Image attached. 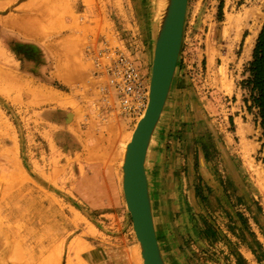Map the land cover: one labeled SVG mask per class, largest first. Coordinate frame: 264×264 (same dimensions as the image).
Segmentation results:
<instances>
[{"label": "rangeland", "instance_id": "1", "mask_svg": "<svg viewBox=\"0 0 264 264\" xmlns=\"http://www.w3.org/2000/svg\"><path fill=\"white\" fill-rule=\"evenodd\" d=\"M158 5L0 0V264H143L122 165L146 110L94 106L90 51H122L150 90ZM263 28L264 0H189L147 156L166 264H264V137L244 84Z\"/></svg>", "mask_w": 264, "mask_h": 264}, {"label": "water", "instance_id": "2", "mask_svg": "<svg viewBox=\"0 0 264 264\" xmlns=\"http://www.w3.org/2000/svg\"><path fill=\"white\" fill-rule=\"evenodd\" d=\"M189 0H166L157 25L149 104L127 144L122 170L123 194L139 242L143 264H166L153 216L147 156L176 77Z\"/></svg>", "mask_w": 264, "mask_h": 264}, {"label": "built area", "instance_id": "3", "mask_svg": "<svg viewBox=\"0 0 264 264\" xmlns=\"http://www.w3.org/2000/svg\"><path fill=\"white\" fill-rule=\"evenodd\" d=\"M95 61V77L106 79L99 84L98 109L116 106L128 117L141 116L149 101V82L136 68L133 60L122 51L105 47L90 51ZM107 61V63H106Z\"/></svg>", "mask_w": 264, "mask_h": 264}, {"label": "trees", "instance_id": "4", "mask_svg": "<svg viewBox=\"0 0 264 264\" xmlns=\"http://www.w3.org/2000/svg\"><path fill=\"white\" fill-rule=\"evenodd\" d=\"M244 2L245 0H241ZM223 6H221V10ZM249 78L244 82L250 92V101L252 107L248 110L257 109L258 117L260 118V126L264 137V28L259 36L253 62L249 65ZM249 103V101H246Z\"/></svg>", "mask_w": 264, "mask_h": 264}, {"label": "bare ground", "instance_id": "5", "mask_svg": "<svg viewBox=\"0 0 264 264\" xmlns=\"http://www.w3.org/2000/svg\"><path fill=\"white\" fill-rule=\"evenodd\" d=\"M155 1H157V3L159 4L158 6L159 7H164V5H165V1L166 0H155ZM159 9V8H158ZM160 10H162V9H160ZM159 13V12H158ZM161 13V12H160ZM159 17V16H158ZM173 86V85H172ZM170 96V95H169ZM168 100H169V98H168ZM149 102V101H148ZM167 103H168V101H167ZM166 106H167V104H166ZM166 106H165V109H166ZM165 109H164V112H165ZM164 112H163V114H164ZM162 119V118H161ZM161 121V120H160ZM155 134V133H154ZM153 137H154V135H153ZM153 139V138H152ZM110 140V139H109ZM152 142V141H151ZM151 145V144H150ZM126 147H127V145H125V147H124V151H125V149H126ZM150 148V147H149ZM151 201H152V199H151ZM154 216V215H153Z\"/></svg>", "mask_w": 264, "mask_h": 264}, {"label": "crops", "instance_id": "6", "mask_svg": "<svg viewBox=\"0 0 264 264\" xmlns=\"http://www.w3.org/2000/svg\"><path fill=\"white\" fill-rule=\"evenodd\" d=\"M176 75H177V72H176ZM175 78H177V77H175ZM179 84V83H178ZM174 85H175V79H174V83H173V86H172V89H171V93H172V90H173V88H174ZM171 95V94H170ZM166 110V109H165ZM163 118V117H162Z\"/></svg>", "mask_w": 264, "mask_h": 264}]
</instances>
